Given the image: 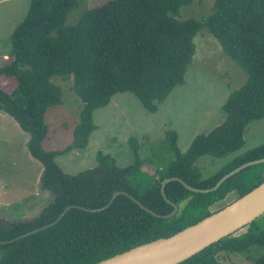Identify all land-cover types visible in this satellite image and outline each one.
Returning a JSON list of instances; mask_svg holds the SVG:
<instances>
[{"label": "trees", "instance_id": "obj_1", "mask_svg": "<svg viewBox=\"0 0 264 264\" xmlns=\"http://www.w3.org/2000/svg\"><path fill=\"white\" fill-rule=\"evenodd\" d=\"M194 2L108 0L66 26L80 0H31L11 35L9 61L0 67V84L2 77L17 82L11 92L0 85V110L29 134L30 155L43 166L41 188L53 192L54 198L38 217L14 222L12 229L0 219V241L54 222L71 205L103 208L118 191L161 216L169 215L174 208L162 196L164 180L177 177L192 187L209 189L239 166L264 158V143L245 150L247 131L255 121L264 120V0H214L212 13L203 20L180 19L181 8ZM205 28L248 75L222 106L224 121L194 137L185 152L178 146V133L166 131L160 144L172 159L163 167L143 159L142 144L132 137L129 165L120 167L113 155L99 151L94 168L65 173L56 158L87 148L96 130L95 111L108 106L115 95L131 93L145 110L158 111L185 83L196 53L194 39ZM54 77L73 78L83 107L72 143L60 151H46V112L62 104V89L52 82ZM207 156L228 160L213 175L203 177L196 162ZM263 182L264 163L241 171L210 193H194L172 181L165 186L167 198L178 206L171 218L151 215L125 195L103 211L73 208L53 227L0 244V264H97L170 237L224 208L215 207L229 195L238 199ZM253 246L264 248V229L256 221L181 264H221L222 253L247 254ZM253 263L264 264V255Z\"/></svg>", "mask_w": 264, "mask_h": 264}, {"label": "rangeland", "instance_id": "obj_2", "mask_svg": "<svg viewBox=\"0 0 264 264\" xmlns=\"http://www.w3.org/2000/svg\"><path fill=\"white\" fill-rule=\"evenodd\" d=\"M108 0H80V4L68 15L66 26L75 25L82 14ZM31 0H0V67L7 63L11 52V35L24 20ZM214 0H195L183 6L180 19L203 20L212 13ZM196 53L185 75V83L176 87L157 112L145 110L131 93H120L110 104L94 114L96 130L86 149L75 150L56 158L57 164L69 175H76L96 166L99 151L113 155L120 167L133 162L129 140L134 137L142 144L140 155L153 160L155 167H163L172 156L163 151L161 140L166 131L179 135L178 146L185 152L191 141L200 134L209 133L225 118L222 106L229 95L247 81V73L227 56L217 39L203 29L194 39ZM52 82L62 89V104L50 107L46 112L49 126L43 148L46 151L63 150L74 139V129L80 122L83 107L73 90V78L63 80L54 77ZM13 83V84H12ZM16 79L2 77L1 86L11 92ZM0 110V217L10 222L29 221L52 202L54 194L43 190L41 178L43 166L30 155L25 139L28 133L18 134L16 123ZM245 150L264 143V120L255 121L245 136ZM30 140V136H29ZM228 159L202 157L196 162L203 177L217 172ZM231 194L215 208L233 202ZM264 229V215L256 220ZM242 231V230H241ZM264 255V248L251 247L247 254L225 253L221 264H254Z\"/></svg>", "mask_w": 264, "mask_h": 264}, {"label": "water", "instance_id": "obj_3", "mask_svg": "<svg viewBox=\"0 0 264 264\" xmlns=\"http://www.w3.org/2000/svg\"><path fill=\"white\" fill-rule=\"evenodd\" d=\"M264 163V158L247 162L233 171L225 174L209 189H198L187 184L183 179L173 177L162 182L161 193L165 201L171 204L174 210L165 216H161L147 208L135 197L124 191L115 192L109 203L100 209H88L75 205L66 207L59 217L52 223L39 227L35 230L27 232L15 239L9 241H0V244H9L32 234L44 231L56 225L67 213L73 208H81L88 212H99L109 208L115 199L120 195L129 197L142 209L159 218H171L178 212V206L171 202L165 193V186L172 182H180L186 189L194 193H210L216 191L225 181L241 171ZM264 215V182L246 195L236 199L219 211L211 214L203 220L191 225L182 231L167 237L160 238L155 241L139 245L128 251L100 261L97 264H181L182 262L192 258L196 254L205 250L212 244L220 240L235 235L240 230L248 227L252 222ZM2 225L5 228L12 229L13 222L3 220Z\"/></svg>", "mask_w": 264, "mask_h": 264}, {"label": "crops", "instance_id": "obj_4", "mask_svg": "<svg viewBox=\"0 0 264 264\" xmlns=\"http://www.w3.org/2000/svg\"><path fill=\"white\" fill-rule=\"evenodd\" d=\"M12 123H16L15 125H18L17 124V122L14 120V122H12ZM18 128H17V131H18V134L19 135H21V136H23V135H25L26 133L19 127V125L17 126ZM25 141H26V144L28 145V142H29V136H27V139H25ZM33 158V157H32ZM0 219H1V217H0ZM8 219H10V218H8L7 217V219H3V220H7V221H9ZM12 222V221H11ZM13 223H14V221H13Z\"/></svg>", "mask_w": 264, "mask_h": 264}]
</instances>
